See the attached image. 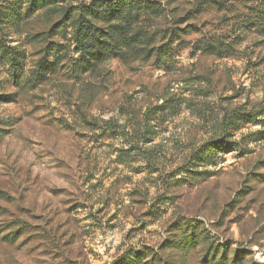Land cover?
Returning a JSON list of instances; mask_svg holds the SVG:
<instances>
[{"label": "rangeland", "instance_id": "rangeland-1", "mask_svg": "<svg viewBox=\"0 0 264 264\" xmlns=\"http://www.w3.org/2000/svg\"><path fill=\"white\" fill-rule=\"evenodd\" d=\"M90 1L0 0V264H264V0H152L169 55L86 71Z\"/></svg>", "mask_w": 264, "mask_h": 264}, {"label": "trees", "instance_id": "trees-1", "mask_svg": "<svg viewBox=\"0 0 264 264\" xmlns=\"http://www.w3.org/2000/svg\"><path fill=\"white\" fill-rule=\"evenodd\" d=\"M161 13L160 5L152 0H91L81 7L72 25L81 67L88 71L113 58L155 56L164 59L169 51L155 50L152 47L154 35L148 33L150 20ZM52 67V63H46L42 73L53 71ZM224 147L222 141L210 142L198 153L202 160L210 152Z\"/></svg>", "mask_w": 264, "mask_h": 264}]
</instances>
